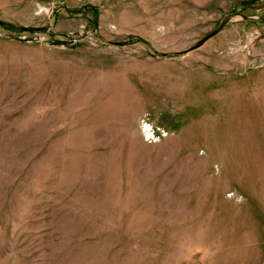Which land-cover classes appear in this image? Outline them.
Here are the masks:
<instances>
[{
	"label": "rangeland",
	"instance_id": "rangeland-1",
	"mask_svg": "<svg viewBox=\"0 0 264 264\" xmlns=\"http://www.w3.org/2000/svg\"><path fill=\"white\" fill-rule=\"evenodd\" d=\"M237 11L0 0V264H264V19L186 51Z\"/></svg>",
	"mask_w": 264,
	"mask_h": 264
},
{
	"label": "water",
	"instance_id": "water-1",
	"mask_svg": "<svg viewBox=\"0 0 264 264\" xmlns=\"http://www.w3.org/2000/svg\"><path fill=\"white\" fill-rule=\"evenodd\" d=\"M264 19V17L261 16H252V15H247L245 13L242 12H231L229 14H227L221 21V23L213 30L211 31L209 34H207L206 36H204L203 38H201L196 44L190 46L186 51H190L193 49H196L200 46H202L208 39H210L211 37L215 36L216 34H218L222 29L225 28V26L232 20H242V21H249V20H261Z\"/></svg>",
	"mask_w": 264,
	"mask_h": 264
},
{
	"label": "built area",
	"instance_id": "built-area-1",
	"mask_svg": "<svg viewBox=\"0 0 264 264\" xmlns=\"http://www.w3.org/2000/svg\"><path fill=\"white\" fill-rule=\"evenodd\" d=\"M152 136L154 137L155 135H154V134H152Z\"/></svg>",
	"mask_w": 264,
	"mask_h": 264
}]
</instances>
